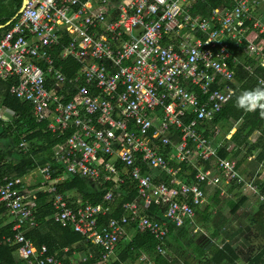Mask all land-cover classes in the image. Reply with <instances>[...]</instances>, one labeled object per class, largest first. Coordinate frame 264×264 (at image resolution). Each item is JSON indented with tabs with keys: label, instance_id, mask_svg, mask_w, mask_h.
Here are the masks:
<instances>
[{
	"label": "built area",
	"instance_id": "2783aa9c",
	"mask_svg": "<svg viewBox=\"0 0 264 264\" xmlns=\"http://www.w3.org/2000/svg\"><path fill=\"white\" fill-rule=\"evenodd\" d=\"M201 1L25 0L15 28L0 40V79H18L11 92L33 105L38 123L48 122L54 134L71 132L53 149L60 168L102 189L114 183L106 196L110 206L117 191L133 185L138 192L120 220L101 227L110 206H71L58 189L60 177H54L52 166L41 171L53 196L54 222L102 247L104 264L116 260L132 224L154 236L157 251L165 254L170 227L182 228L196 217L192 200L205 208L210 194L220 188L222 177L200 166L192 184L180 174L183 165L196 166L197 158L216 154L201 130L238 91L232 45L249 57L261 54L256 41L264 32L263 15L253 4L264 0H232L234 9H218L208 18L194 10ZM67 59L81 65L72 78L58 66ZM258 81L264 86V79ZM73 91L76 95L66 101ZM4 117L0 114V120L9 121ZM178 134L177 143L173 137ZM119 165L128 169L132 184L127 188L122 187ZM146 167L151 172L145 173ZM220 167L227 181H243L235 161L223 160ZM226 193L223 189L220 195ZM0 204L14 218L16 235L9 242L18 248L20 260L66 264L21 233L27 223L35 226L36 208L23 178L0 176ZM153 207L162 210V220L145 216ZM72 264L79 263L73 259Z\"/></svg>",
	"mask_w": 264,
	"mask_h": 264
},
{
	"label": "trees",
	"instance_id": "16d2710c",
	"mask_svg": "<svg viewBox=\"0 0 264 264\" xmlns=\"http://www.w3.org/2000/svg\"><path fill=\"white\" fill-rule=\"evenodd\" d=\"M6 1L8 0H0V40L15 28L17 24L16 17L25 4V0H14L17 4V11L13 14H7L4 9ZM253 5H257L255 7L263 15L261 23L264 24V4L259 5L255 2ZM234 6L232 0H202L194 10L196 14L199 13L208 18L210 14L218 9L227 7L232 10ZM10 23L11 25H9ZM194 34L199 38L203 37L202 34ZM65 44L66 42L61 45L59 52L66 46ZM256 44L261 52L257 57H249L241 48L232 45L234 56H232L230 62L236 72L235 81L238 91L230 103L223 108L222 112L216 115L215 119L206 124L201 130L204 137L212 142L216 150L215 156L208 160L197 158L195 161L196 166L183 165L184 170L180 174L183 180L192 184L199 172L197 167L200 166L204 171L211 170L212 174L222 177L220 188L213 190L207 200L209 204L204 209L196 206L192 200L190 204L196 210V217L188 220L182 228L170 227V233L165 240L167 251L165 254L157 251L159 242L154 236L139 230L135 224H132L128 227L131 239H121L116 252L118 258L112 264H139L143 256H146L152 264H177L179 257L176 254L181 255L183 248L180 245L173 247L172 242L178 241V239L182 242L188 240L191 237V229L196 232L197 222L202 226L204 223L213 220L214 215L222 217L224 204L220 194L223 189L230 194L239 193L238 198L229 200V202L234 203L231 204L232 214L237 213L245 206L248 202V196L255 198L254 195H247L249 188L251 192L257 194L258 198H255V200L256 204L259 203V211H264V178H261L264 172V118L260 116L259 110L249 112L236 106L237 98L244 91L262 86L258 79H264V66L262 65L264 59V32L259 34ZM58 66L61 67L67 78L74 77L81 69V65L73 59L60 61ZM18 84V79H9L8 81L0 79V108L7 109L9 113H14L11 121L0 120V176L24 178L50 163L52 167L61 169L60 164L52 161L53 149L57 145L64 144L71 132L66 135L54 134L49 129L48 122L38 123L34 115L33 105L28 101L25 103V101L12 94V88ZM73 92L66 96V101L71 100L76 95V91ZM192 118L189 117L188 119ZM234 130L235 133L228 140L227 137ZM180 140V134L173 137V141L177 143ZM22 144H26V147L23 148ZM165 150L170 153L172 148L167 147ZM46 155L48 156L47 160L42 158ZM223 160L236 162V171L243 180L241 183L236 179L227 181L228 179L220 167ZM172 163H176V161L172 160ZM244 165H248L250 170L242 168ZM119 169L122 179L125 180L122 187L127 188L132 184L127 174L128 169L122 165H119ZM62 170L64 171V169ZM144 172H151V169L146 167ZM166 178L164 176V179ZM206 183V181L201 183V188L204 189L205 193L209 191ZM245 184L252 185L247 187L248 191L246 193L244 192L246 189ZM114 187L115 184L109 182L105 187L107 189L100 188L99 190L87 178L80 175H69L67 179L60 183L59 191L67 196L70 192L76 191L83 197L85 205H105L108 207L110 204H108L106 196L108 191L114 189ZM116 194H118L116 202L110 206L112 212L108 217L101 218V227H106L112 220H120L125 213L124 206L126 203L132 202L138 196V192L133 185L130 190L126 192L117 191ZM68 202L71 206H76V204H72L73 199H68ZM36 203L38 228L28 233L27 239L31 240L38 249L45 246L49 255L56 256L66 264H72L73 255L80 257V259L77 258L79 264H104L102 260L104 249L102 247L88 241L71 229L61 228L54 222L53 217L56 215V210L50 195L39 192ZM6 212L5 207L0 205V264H27V262L18 259L16 255L18 248L6 241L14 238L12 224L3 227L4 220L1 217ZM145 216L162 220V210L157 207L150 208L146 211ZM214 221L215 225L209 226L207 229L213 230L211 234L216 238L221 234L226 236L228 238L227 243L221 249L217 248L212 252L206 250V248L198 253L195 252L193 256L198 259L196 264H264V248L252 254L246 263L241 262L239 255L235 252L233 246L246 232L245 227L232 230L226 228L229 222L228 219L221 218L218 221L214 219ZM179 234H181L180 238ZM64 249H68V251L64 252ZM187 263L192 264L189 261Z\"/></svg>",
	"mask_w": 264,
	"mask_h": 264
},
{
	"label": "rangeland",
	"instance_id": "374dc122",
	"mask_svg": "<svg viewBox=\"0 0 264 264\" xmlns=\"http://www.w3.org/2000/svg\"><path fill=\"white\" fill-rule=\"evenodd\" d=\"M6 116L9 117L10 113H7ZM234 133H235V130L232 132V134H230L227 137V139L230 140ZM254 153H253V155H254ZM242 168H248V165H244ZM242 170H244V169H242ZM248 170H250V169L248 168ZM261 178H264V172L262 173ZM24 179L27 182L34 180V178H32V174H29ZM35 179H40V176H37V178H35ZM247 191H248V189H246L244 192L246 193ZM238 194L239 193H237V192H235L233 194H230L228 192L226 194H222L220 197L223 200V204H224V207H222V217L218 216V215H216V216L214 215L213 220L204 223V225H202V226L198 222V224H196V225L200 226V228H197L196 232L194 229H191V237L188 240H185L184 242H182L178 239V241L175 240L172 242L173 247L180 245L183 248V249L181 248L182 249L181 255L176 254V256L179 257V260L176 262L177 264H188L187 263L188 261L192 264L197 263L196 258L193 255L195 254V252L198 253L200 250L207 248V246L202 244V243H204L202 236H206L205 238H207V236H209L213 232V230H211V229L208 230L207 227L215 225L214 219L217 221L220 220L221 218L231 220L229 226L232 230L238 229L240 227L249 228V230L244 233V236L245 237L250 236V239H248V241H247L244 238V240H242V242H241V245L243 247L238 248L241 255L244 257V259H243L244 262L247 259L249 260V258L251 257L252 254H255L260 248H262L261 246L264 245V239H262V238L256 239L255 236L264 235V211H259V207L257 206L258 204H256L255 206L251 207V209H248L246 206L242 210H239L237 213L232 214L231 213V207H232L231 204H234V203L229 202V200H231V198H238ZM247 195H254V197L256 199L258 198L257 194H254V192L250 191V188H249ZM258 233H260L262 235H260ZM200 240H202V242ZM202 264H204V263H202Z\"/></svg>",
	"mask_w": 264,
	"mask_h": 264
},
{
	"label": "crops",
	"instance_id": "0c3cea01",
	"mask_svg": "<svg viewBox=\"0 0 264 264\" xmlns=\"http://www.w3.org/2000/svg\"><path fill=\"white\" fill-rule=\"evenodd\" d=\"M24 7V6H23ZM4 9H5V12L7 13V14H13V13H15L16 11H17V4H15V2H14V0H8V1H6L5 2V4H4ZM21 12V11H20ZM20 14V13H19ZM19 14H18V16H19ZM18 16L16 17V19L18 18ZM9 25H11V23L9 24ZM8 25V26H9ZM4 81V80H3ZM6 81H8V80H6ZM7 113H9L8 112V110L7 109H1L0 108V114L1 115H3V116H5L4 118H7V119H9V121H11L12 120V118H13V115H14V113H10V116L9 117H7L6 116V114ZM43 159H48V156L46 155V156H44V157H42ZM52 161H54V162H56L55 161V156H54V154H53V157H52ZM57 163V162H56ZM50 165H51V163H50ZM48 166V165H47ZM52 166V165H51ZM42 169H44V167H41L39 170H37V171H35V172H32V173H30V174H32V178H34V180L33 181H30V182H27V181H25V177L23 178L24 179V184L26 185V188L30 191V193L33 195V197H35V203H36V200H37V194L39 193V192H43V193H46V194H48V195H50V197H51V199L53 200V196H52V194H50V193H48L47 192V190H46V188H45V186H44V183H45V177H44V175L42 174ZM52 169L54 170V172H55V174H54V177H60V178H58L59 179V182L61 183V182H63L65 179H67L68 178V174L67 173H65V170L63 171H61V169H59V168H56V167H52ZM60 172H63L62 174L60 173ZM37 176H40V179H35V178H37ZM89 180V179H88ZM92 184H94V185H96V187H98V189L100 188L99 187V185H98V183H96V182H93L92 180H89ZM60 183L57 185L58 186V189H59V185H60ZM100 190V189H99ZM246 190V189H245ZM244 190V191H245ZM64 194V193H63ZM65 195V194H64ZM66 197H67V199H73V202H72V204H76V206H79V203H82L83 205H85L84 204V200H83V197L80 195V194H78V193H76V191H73V192H70L69 193V196H67V195H65ZM222 203H223V200H222ZM257 204H259L258 202H257ZM0 205H3V204H0ZM256 205V200H255V198H252V197H250V196H248V202L245 204V206L244 207H246L247 206V208L248 209H251V207H253V206H255ZM4 207H5V205H3ZM258 206V205H257ZM243 207V208H244ZM242 208V209H243ZM204 209V208H203ZM242 209H240V210H242ZM5 210L7 211L6 212V214L5 215H3L2 217H1V219H3L4 220V223H3V227H5V226H7V225H9V224H12V232L14 233V238H15V235H16V233L14 232V218H12L11 217V215L9 214V211L7 210V208L5 207ZM36 210H37V203H36V208H35V213H34V215H35V217H34V224H35V226H31L30 225V223H27L24 227H23V229L21 230V233H23L24 235H25V237H26V239H27V234L28 233H30L31 231H33L34 229H37L38 228V223H37V219H36V215H37V213H36ZM53 220H54V217H53ZM228 224H227V226H226V228H228V229H231L230 228V222H231V220H229L228 219ZM197 224H198V222H197ZM192 225H194V223H192ZM197 228H200V226H198ZM245 229H246V231H248L247 230V227H245ZM263 231V230H262ZM258 234H260V233H258ZM180 235L181 234H179V238H180ZM260 235H262V234H260ZM197 237V236H196ZM203 237V240H204V243H202V244H204L205 246H207V248L209 249H207L206 248V250H208V251H213V250H215V249H221L223 246H224V244L225 243H227V240H228V238L226 237V236H224L223 234H221V235H219L217 238L216 237H214L212 234H210L209 236H207V238H205L206 236H202ZM129 238L131 239V234H130V236H129ZM244 238L248 241V239H250V236H247V237H245L244 236V234H242V236L240 237V239H239V241L238 242H236L235 243V245L233 246V248L235 249V252L239 255V257H240V261L241 262H244V257L241 255V253H240V251L238 250V248L239 247H243L242 245H241V242H242V240H244ZM255 238L256 239H258V238H262V239H264V235H262V236H255ZM10 240H13V239H10ZM10 240H6L7 241V243H9V241ZM29 240V239H28ZM31 241V240H30ZM201 242H202V240H200ZM32 242V241H31ZM33 245H34V243H32ZM35 246V245H34ZM36 247V246H35ZM43 247H45V246H43ZM262 248H264V245H262L261 246ZM37 248V247H36ZM42 248V247H41ZM40 248V249H41ZM38 249V248H37ZM261 249V248H260ZM172 251H173V248L171 249ZM68 251V249H64V252H67ZM242 251V250H241ZM243 254V253H242ZM16 255H17V257H18V259H20L19 258V255H18V250H17V253H16ZM251 255V254H250ZM54 256V255H53ZM117 256V255H116ZM171 257V256H170ZM249 257V256H248ZM77 258L78 259H80V257L79 256H76V255H73V257H72V260L73 259H76L77 260ZM117 258L118 257H116L115 259L117 260ZM71 259V258H70ZM172 259V258H171ZM115 260V261H116ZM196 261H198V259L196 258ZM248 261V259L245 261V263ZM139 264H152L145 256H143L142 258H141V260H140V263Z\"/></svg>",
	"mask_w": 264,
	"mask_h": 264
},
{
	"label": "clouds",
	"instance_id": "9594fccd",
	"mask_svg": "<svg viewBox=\"0 0 264 264\" xmlns=\"http://www.w3.org/2000/svg\"><path fill=\"white\" fill-rule=\"evenodd\" d=\"M236 106L249 112L259 110L260 116L264 118V86L244 91L237 98Z\"/></svg>",
	"mask_w": 264,
	"mask_h": 264
}]
</instances>
